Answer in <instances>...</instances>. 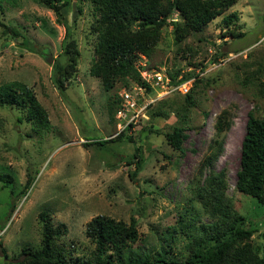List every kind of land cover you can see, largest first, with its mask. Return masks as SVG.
<instances>
[{
    "label": "rangeland",
    "instance_id": "374dc122",
    "mask_svg": "<svg viewBox=\"0 0 264 264\" xmlns=\"http://www.w3.org/2000/svg\"><path fill=\"white\" fill-rule=\"evenodd\" d=\"M61 1L62 19L70 27L68 41H73L78 52L73 76L64 81L62 90L55 67L67 61L62 46L64 25L39 0H0V21L19 29L34 44L33 50L21 46L20 38L4 32L0 25V83L26 84L50 123L48 129L33 130L30 123L17 120L24 110L0 106V173L11 176L9 184L0 181V264H22L21 249L40 245L41 214L60 229L57 240L73 259L92 251L94 244L84 230L98 214L125 222L133 217L139 233L134 247L149 250L168 241L173 250L183 249L187 239L181 225L209 221L192 194L204 177L198 165L208 152L215 117L223 109L229 121L221 134V151L203 174L224 170L226 193L256 228L252 245L264 251V206L234 190L247 113L256 108L255 113L264 117V97L259 96V82L264 83V0H237L180 43L174 40L173 26H164L150 56L138 55L134 66L141 70L146 64L147 70L164 68L169 73L179 69V74L201 72V82L192 91L194 104L177 113L173 108L180 100L167 96L164 101L171 109L166 106L151 120L141 117L134 130L126 133L134 142L102 143L100 139L118 133L107 102L123 86L117 82L105 92L89 74L96 43L91 4ZM232 11L237 20L226 27L222 18ZM173 17L179 20L178 15ZM233 29L240 35L231 36ZM47 51L51 62L45 59ZM151 124L163 131L185 126L183 152L168 145L162 134L149 132L146 127ZM87 138L97 142L83 145ZM136 145L141 146L143 161L130 177L128 171L134 165L125 159ZM28 177L32 181L22 191Z\"/></svg>",
    "mask_w": 264,
    "mask_h": 264
},
{
    "label": "trees",
    "instance_id": "16d2710c",
    "mask_svg": "<svg viewBox=\"0 0 264 264\" xmlns=\"http://www.w3.org/2000/svg\"><path fill=\"white\" fill-rule=\"evenodd\" d=\"M39 1L53 10L56 20L65 27L62 46L67 61L55 67L56 82L62 90L65 88L64 81L69 76H73L78 52L73 41H68L70 27L62 19L60 12L64 1ZM87 1L91 4L95 17L93 24L96 33L95 58L88 71L92 77L100 81L105 92H110L117 82L125 87L128 86L129 80L146 85L134 66L135 59L139 54L150 56L164 26L169 24L173 26L174 40L180 43L190 33L200 31L237 0ZM174 14L178 15L179 20L173 17ZM236 20L237 14L234 11L222 18L226 27ZM0 25L4 27V32L19 37L21 46L34 49V44L19 29L5 25L1 21ZM239 33L235 29L229 31L231 36L240 35ZM179 71V69L174 70L169 74L175 78ZM181 74L184 80L191 76L196 78L186 94L174 92L167 95H175L180 100L173 108L177 113L187 110L194 104L192 91L194 86L201 82L199 78L201 72L189 70ZM259 85L261 86L259 96L264 97V83L259 82ZM165 97L157 101L156 107L155 104L148 107V120L159 117L165 109H171L168 107V101H164ZM118 103V95L108 96L107 112L111 120L114 119ZM0 106H15L24 110V114L17 116V120L30 123L33 130L41 131L49 127L46 110L38 102L33 91L20 81L0 83ZM255 112L256 108L247 113L244 133L240 141L234 190L239 195L250 196L256 203L264 206V117H260ZM206 115L204 113V117ZM228 121L226 109L221 110L215 117L214 135L209 141L208 152L204 154L198 165V173L201 178L204 177L194 187L192 194L209 221H200L196 224L191 220L188 224L181 225V233L187 239L183 249L173 250L168 241L166 244L160 242L156 248L149 250H143L140 246L134 247L139 240V233L133 217L125 222L98 214L86 223L84 230L86 237L94 244L92 251L73 259L71 253L57 240L60 229L52 227L45 218L46 214H41L43 222L40 245L25 246L21 249L22 264H264V251H260V248L253 246L251 242L256 228L248 222L239 209L234 207L232 198L226 193L227 181L224 170H210L206 175L203 174L204 169L212 164L221 151V134L228 128ZM128 129L113 137L100 139L99 142L110 140L134 142V139L126 134ZM146 129L151 133L162 134L168 145L180 153L183 152V141L187 137L185 126L175 125L169 131H163L151 124ZM95 142L97 141L87 138L83 145H92ZM142 161L141 146L136 145L133 153L125 159L126 164L134 165L133 170L128 171L130 177L139 170ZM0 181L9 184L11 176L0 173ZM31 181L30 177L26 179L22 191L29 187ZM173 238L172 235L171 240ZM2 253L6 256L4 250Z\"/></svg>",
    "mask_w": 264,
    "mask_h": 264
},
{
    "label": "built area",
    "instance_id": "2783aa9c",
    "mask_svg": "<svg viewBox=\"0 0 264 264\" xmlns=\"http://www.w3.org/2000/svg\"><path fill=\"white\" fill-rule=\"evenodd\" d=\"M145 66L146 64H142L143 69L137 70L146 85L130 80L128 86H123L118 91L119 103L114 115L119 128L117 130L118 133L125 131L128 127L127 132L134 130V125L139 123L141 117H147L148 119V107L161 98L174 92L186 94L196 78L195 76H191L184 80L182 79V74L172 78L164 68H151L147 70L148 68H144Z\"/></svg>",
    "mask_w": 264,
    "mask_h": 264
},
{
    "label": "water",
    "instance_id": "95a60500",
    "mask_svg": "<svg viewBox=\"0 0 264 264\" xmlns=\"http://www.w3.org/2000/svg\"><path fill=\"white\" fill-rule=\"evenodd\" d=\"M45 54H46V57H45L46 61L51 62L49 51H47Z\"/></svg>",
    "mask_w": 264,
    "mask_h": 264
},
{
    "label": "clouds",
    "instance_id": "9594fccd",
    "mask_svg": "<svg viewBox=\"0 0 264 264\" xmlns=\"http://www.w3.org/2000/svg\"><path fill=\"white\" fill-rule=\"evenodd\" d=\"M140 55V54H139Z\"/></svg>",
    "mask_w": 264,
    "mask_h": 264
}]
</instances>
